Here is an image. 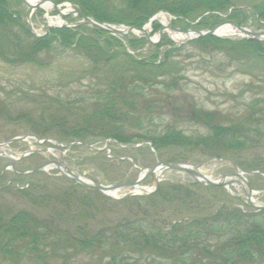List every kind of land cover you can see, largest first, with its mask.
<instances>
[{
	"label": "rangeland",
	"instance_id": "1",
	"mask_svg": "<svg viewBox=\"0 0 264 264\" xmlns=\"http://www.w3.org/2000/svg\"><path fill=\"white\" fill-rule=\"evenodd\" d=\"M49 1L53 2L54 0ZM76 1L62 0L55 4L62 6L69 3L76 9ZM101 1L117 9L123 5L122 0ZM227 1L226 7L221 10L187 15L186 18L180 17L183 21H180L179 17L169 11L159 9V12L156 13L159 14L162 11L177 18L178 21L167 18V25L175 28L206 31L230 20L249 32L264 33V20H261L255 12L256 7L264 5V0ZM63 8L64 6L61 7V9ZM10 9L21 14L22 20L25 24L28 23L27 26L34 35L46 33L48 18L57 20L59 17L67 23L79 20L78 16L73 15L61 18L53 9L48 12L39 8L31 10L20 0L18 3L11 4ZM232 11L237 14L235 13V17L231 19ZM156 18L148 28L152 38L162 28L158 22H161L160 17L156 16ZM197 19L199 20L196 22ZM202 21L208 22V24L202 23ZM154 25L160 26L153 30ZM162 31L164 32L158 41L162 45L157 47L158 58L153 64L159 63L157 60L163 57L166 50L174 49L167 60L172 63L171 69H165L166 71L163 69L166 73L170 70V75L157 76L162 70L153 71L150 69L152 82L143 90H141V86L137 85L133 93V95L135 94L133 96L135 97V108L131 111H134L137 116L149 115L152 119L147 121L145 126L157 133L175 129L186 135H204L210 125L219 123L223 127L237 126L248 130L249 146L242 150L224 152L220 157L221 161L215 158L205 162L211 157L199 150L165 147L156 151L152 148L153 151H151V147L147 143L117 145L113 142L107 144L109 154L106 152L95 154L82 147L71 148L64 157L65 166L85 178L111 185L134 182L139 175V170L134 166L139 169L147 168L154 165L156 159L161 162L196 166L212 180L232 174L231 163H233L243 172L253 192L252 198L255 203L264 205V176L262 174L264 173V114L260 111L264 108L263 61L256 62L255 59H247L245 55L241 56V54L237 61H232L230 58L228 60L220 50L201 49L195 40L172 41L170 39L172 32ZM133 37L136 38V35L131 33L127 38ZM216 38L234 42L242 40L239 34ZM120 40H122L125 52L131 53V56L136 60H147L151 53L155 52L151 48L155 45L144 44L140 48H132L124 39L120 38ZM235 48L238 49V46ZM37 63L12 65L0 58V143L21 136H36L38 139L51 142L59 140L61 143L69 144L70 139L60 136L62 124L51 123L49 116L57 118L60 115L72 114V120L77 116H83V112L88 113L93 108L91 94H95L93 93L95 91L96 93L103 91V86L92 80L91 76L82 78V72L89 69V63L80 50L68 48L58 54L43 53L39 56ZM116 66L120 67L121 62ZM195 109L209 112L213 120L207 123L202 119H194L191 114ZM125 131L138 132L137 129L130 128H125ZM81 141L92 143L95 148L104 145L97 138ZM29 147L38 148L33 140L28 139L13 142L7 145L5 150L8 156L18 158V155L26 152ZM51 159L53 157L48 153H33L18 161H11L2 155L0 156V173L9 163H12L16 173L23 174ZM254 166L257 168L255 169ZM15 172L5 170L0 177V216L3 218H9L19 210H29L40 217H55L54 219L61 227L71 231L80 227H83L85 231H93L107 222H113L127 215L125 206H114L111 203V200L114 199L103 194L101 195L104 198L98 200L99 207L92 211L93 200L95 204L97 200L93 194L83 193L84 191L79 189L75 190L73 182L61 177L54 169L38 171L30 176H20ZM253 172L259 173L251 174ZM191 181L192 179L184 173L165 171L160 176L159 184ZM25 184L28 185L29 195L32 196L31 202L25 198L22 192L18 191L21 188L26 189ZM140 186L151 187V178L148 176ZM124 191L117 192L116 196L120 197ZM62 192H70L75 196L79 192L86 198V204L78 208L73 207L70 212H66L54 198L55 195ZM225 194L242 211H253L242 200L241 197H244L245 192L241 187L231 186L227 190L222 188V191L203 193V196H198L195 199L208 203L210 206L226 199ZM34 199L35 203H32ZM243 204L245 207H242ZM168 211L166 209L163 212V216L166 218L170 213ZM175 218L182 219L184 217L177 216ZM92 263L93 261L89 258L82 261V264ZM0 264L8 263L0 257ZM236 264L262 263L237 262Z\"/></svg>",
	"mask_w": 264,
	"mask_h": 264
},
{
	"label": "trees",
	"instance_id": "2",
	"mask_svg": "<svg viewBox=\"0 0 264 264\" xmlns=\"http://www.w3.org/2000/svg\"><path fill=\"white\" fill-rule=\"evenodd\" d=\"M13 3L18 0H0V58L12 65L38 64L43 53L58 54L75 48L84 53L89 63L82 78L91 76L103 86L101 93L91 94L90 98L95 100H91L93 108L88 113L83 112V116L74 120L72 114L57 118L49 116L51 123L62 124L60 136L63 138L71 141L109 138L122 145L149 142L155 151L178 147L199 150L218 159L224 152L249 146L248 130L237 126L210 125L204 135H186L175 129L157 133L145 126L152 119L149 115L137 116L131 111L135 108L133 93L137 85L143 90L152 82L150 69L162 70L157 76L170 75V70L168 73L164 70L171 69L172 63L167 60L174 49L166 50L155 65L157 47L162 43L151 47L155 52L149 59L136 60L125 52L122 40L87 26L52 28L45 35L36 37L21 14L10 9ZM122 3L117 9L101 0L75 2L82 14L96 21L138 28L159 9L186 18L187 15L221 10L228 1L122 0ZM255 12L264 20V5L256 7ZM235 13L231 12V19ZM158 27L154 25L152 29ZM124 40L132 48L146 44L143 38ZM195 43L204 50H220L232 61L239 60L241 54L264 63V42L203 37ZM120 62L121 66H116ZM260 111L264 114V108ZM209 114L195 109L191 115L209 123L213 120ZM125 128L138 132L130 133ZM73 188L93 194L97 200L95 204L92 199V211L99 207L98 200L104 198L99 192L74 183ZM217 190L222 191V188L189 183L159 184L150 195L111 200L114 206H125L127 215L93 231H85L83 227L71 231L61 227L55 217H40L29 210H19L9 218L0 216V257L8 264H82L88 258L92 264H264V211L244 212L226 194V199L210 206L195 199ZM18 191L31 202L28 187ZM54 198L66 212L87 201L79 192L76 196L62 192ZM166 209L170 211L167 218L163 216ZM177 216L184 218H175Z\"/></svg>",
	"mask_w": 264,
	"mask_h": 264
},
{
	"label": "water",
	"instance_id": "3",
	"mask_svg": "<svg viewBox=\"0 0 264 264\" xmlns=\"http://www.w3.org/2000/svg\"><path fill=\"white\" fill-rule=\"evenodd\" d=\"M20 1L23 2L27 7H33V8L40 7L44 3H51L53 6V10L60 17L75 15V16H78L80 18V21L74 22L72 24H64V26L67 25V26H71V27H76V26L86 25V26H91V27H94L95 29L107 32L113 36H122V37L126 36L130 31L135 29L132 27H121V26H117V25H115V27H113V26L106 24V23L96 22V21L92 20L91 18L84 16L82 13H80L77 10L76 11H70V12L69 11H67V12L60 11V10H58L56 5H54L52 2H50L48 0H37L36 4L34 6H30L29 4H27L25 2V0H20ZM227 23L232 25L236 29H238L239 32L242 33L244 36H247L246 37L247 39L256 40V41L264 40V34L249 32L248 30L237 27L233 22H227ZM50 27L51 26H48V28H50ZM217 28L218 27H214L210 30H207L204 33H200V32H192L189 30H181L178 28L168 27L169 30L174 31V32H179V33H184V34H191V33L194 34L195 33L196 38L204 37V36H215L216 35L215 30ZM136 30L141 32L144 35V38L150 42L148 32L145 31L144 27L138 28ZM161 33H162V31H159V34H161ZM25 139H26L25 136H21V137H16V138L10 139L6 142H1L0 148L7 145V144L12 143V142L25 140ZM33 139L36 143L39 142L37 140V138L34 136H33ZM83 146L87 147L90 150H93L94 152H101V151L105 150V147L97 149V148H92V147L86 146V145H83ZM31 152L37 153L39 151L37 150V151H31ZM210 160L211 159H209L207 161H210ZM50 166H54L55 169H57L59 171L61 176L74 181L78 185H80L84 188L94 189V190H96L102 194H105V195H109L112 192H116V191H119V190L124 189V188H133L134 189V188L138 187L142 181H144V179L147 177V175L150 176L151 181L153 182L154 187L156 188L158 185V182H159V176L164 171H176V172L185 173L194 180L195 184L202 185V186H220V187L228 188L229 186H234V185L242 186V184H243L245 187V197L243 199L245 200L247 205L250 206L251 208L255 209V210H258V211L264 210V205H262V206L257 205L253 202V200L251 198L252 192L250 190L248 183L246 182V180L242 176L243 173L234 165H233L234 173H232L228 176H221L217 180H211V179L207 178L205 175H203L195 166H190V165L181 164V163H166V162H160V161L156 160L154 165H152L148 168L139 169L140 175L134 182L113 184V185H103V184L95 183V182H92L88 179H85L82 176H79V175L73 173L71 170H69L68 168H66L64 166L61 158L57 159L56 161H47V162L35 167L28 174H32L36 171L46 169ZM130 194H132V192H128L126 195H130Z\"/></svg>",
	"mask_w": 264,
	"mask_h": 264
},
{
	"label": "bare ground",
	"instance_id": "4",
	"mask_svg": "<svg viewBox=\"0 0 264 264\" xmlns=\"http://www.w3.org/2000/svg\"><path fill=\"white\" fill-rule=\"evenodd\" d=\"M25 2L27 4H29L30 6H34V4H36V0H25ZM45 12H48L50 9H52L51 5L49 3H44L40 6ZM68 8V7H67ZM69 9V8H68ZM161 21L163 23H165V20L163 18V16L161 17ZM48 24L49 25H57V24H62L61 20H52L51 18H48ZM216 33L220 36H236L238 34H240L237 30H235L233 27L228 26V25H222L217 31ZM171 38L175 41H180L182 40V38H185L182 34H175V33H171L170 34ZM5 150L3 148H0V154L4 155ZM50 153H52V151H50ZM237 187V186H235ZM148 189V188H147ZM143 189L140 187H136L134 188L133 191L135 192H140Z\"/></svg>",
	"mask_w": 264,
	"mask_h": 264
}]
</instances>
